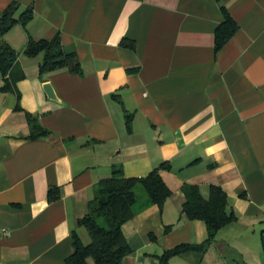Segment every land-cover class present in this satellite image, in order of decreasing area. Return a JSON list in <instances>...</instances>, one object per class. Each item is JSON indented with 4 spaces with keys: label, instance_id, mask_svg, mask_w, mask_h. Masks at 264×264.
Here are the masks:
<instances>
[{
    "label": "crops",
    "instance_id": "obj_1",
    "mask_svg": "<svg viewBox=\"0 0 264 264\" xmlns=\"http://www.w3.org/2000/svg\"><path fill=\"white\" fill-rule=\"evenodd\" d=\"M13 1L34 17L2 38L25 76L5 92L0 74V233L10 231L0 264H66L73 230L85 241L77 220L97 183L115 169L145 177L164 162L172 195L160 208L136 186L135 216L123 225L133 251L122 264H160L166 250L205 241L206 223L183 212L184 184L204 197L221 186L237 220L200 263L188 255L170 264H264V0H0V12ZM222 5L239 30L216 51ZM58 35L82 74H41L45 54L25 53L29 38ZM28 114L46 135L30 138ZM51 186L61 190L55 202Z\"/></svg>",
    "mask_w": 264,
    "mask_h": 264
},
{
    "label": "trees",
    "instance_id": "obj_2",
    "mask_svg": "<svg viewBox=\"0 0 264 264\" xmlns=\"http://www.w3.org/2000/svg\"><path fill=\"white\" fill-rule=\"evenodd\" d=\"M218 2L220 0H217ZM21 5L11 2L0 12V73L4 77L1 89L5 92L17 90V81L25 74L17 68L19 52L2 40L17 23L26 26L34 17L33 7L18 15ZM223 21L215 29V50L219 51L239 30L238 22L230 11L221 6ZM121 44L130 49L136 48L134 40L124 38ZM25 53L34 57L44 53L40 64V73L45 74L67 68L73 73L82 74V64L76 51H68L60 36L52 40L29 38ZM137 72L138 68L128 69ZM116 96V95H115ZM20 94L18 93V100ZM16 109H22L20 102ZM128 129H132V114H127ZM32 126L30 138H37L48 133L35 117L28 114ZM170 169L168 162L154 168L145 177H127L122 169H115L109 177L103 178L96 185L95 197L89 202L88 212L78 218L77 226L87 230L89 242L85 243L78 229L72 232L74 250L67 257L66 264H122L124 257L133 249L123 231V225L134 218V206L137 202L136 186L142 185L152 203L164 207L172 190L165 182L161 170ZM186 197L183 212L190 220H202L207 225L208 236L202 243H184L166 250L159 255L160 264H170L173 257L195 255L201 262L214 243L220 229L237 220L234 212L228 211V196L221 186L211 185L209 196L204 197L200 187L195 184H184ZM61 198V190L51 186L48 190V201L55 202ZM170 228V227H169Z\"/></svg>",
    "mask_w": 264,
    "mask_h": 264
},
{
    "label": "water",
    "instance_id": "obj_3",
    "mask_svg": "<svg viewBox=\"0 0 264 264\" xmlns=\"http://www.w3.org/2000/svg\"><path fill=\"white\" fill-rule=\"evenodd\" d=\"M43 88L50 99L55 100V101H60L56 93V90L50 81L45 82L43 84Z\"/></svg>",
    "mask_w": 264,
    "mask_h": 264
},
{
    "label": "rangeland",
    "instance_id": "obj_4",
    "mask_svg": "<svg viewBox=\"0 0 264 264\" xmlns=\"http://www.w3.org/2000/svg\"><path fill=\"white\" fill-rule=\"evenodd\" d=\"M1 74V73H0ZM84 238H85V243L89 242V235H88V232L85 228H83V232H82ZM82 236V235H81Z\"/></svg>",
    "mask_w": 264,
    "mask_h": 264
},
{
    "label": "built area",
    "instance_id": "obj_5",
    "mask_svg": "<svg viewBox=\"0 0 264 264\" xmlns=\"http://www.w3.org/2000/svg\"><path fill=\"white\" fill-rule=\"evenodd\" d=\"M9 234H10V231L8 229H3L2 232L0 233V236H6Z\"/></svg>",
    "mask_w": 264,
    "mask_h": 264
}]
</instances>
